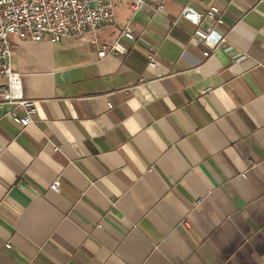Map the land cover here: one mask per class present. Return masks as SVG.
<instances>
[{"label": "crops", "instance_id": "1", "mask_svg": "<svg viewBox=\"0 0 264 264\" xmlns=\"http://www.w3.org/2000/svg\"><path fill=\"white\" fill-rule=\"evenodd\" d=\"M211 2L116 0L96 43L9 37L36 115L0 105V264H264V0L216 1L209 49L179 14Z\"/></svg>", "mask_w": 264, "mask_h": 264}, {"label": "built area", "instance_id": "2", "mask_svg": "<svg viewBox=\"0 0 264 264\" xmlns=\"http://www.w3.org/2000/svg\"><path fill=\"white\" fill-rule=\"evenodd\" d=\"M116 0H0V78L5 84H0V105L7 103L12 106L9 116L11 120L26 128L30 126L36 115L35 103L26 99L19 92L20 77L12 70L11 53L14 44L9 37H15L18 42L32 43L49 42L64 44L78 38L92 34L91 41L96 43V32L107 30L115 24ZM145 0H130L129 7L132 15L140 10ZM212 0L203 13L186 4L180 11V18L195 27L190 40L196 44H203L213 49L221 42V34L215 26L223 23V9ZM163 7L157 8L160 14ZM206 22L208 26L203 28ZM176 21L170 27L176 26ZM124 38L135 41L130 20L124 25L118 36L109 44L102 45L97 51L99 58L106 56H124L127 48L119 40ZM155 51V46H149ZM153 55H149L150 64L154 65ZM22 109L19 114L17 109ZM59 179L56 178L49 185V190L59 191ZM10 248V245H5Z\"/></svg>", "mask_w": 264, "mask_h": 264}, {"label": "rangeland", "instance_id": "3", "mask_svg": "<svg viewBox=\"0 0 264 264\" xmlns=\"http://www.w3.org/2000/svg\"><path fill=\"white\" fill-rule=\"evenodd\" d=\"M114 12H115V23H116V21H117V19H118V11H117V10H114ZM114 25H115V24H114ZM114 25H113V26H114ZM99 32H100V31H97L96 34H95L97 38L99 37ZM89 35L92 36V34H89Z\"/></svg>", "mask_w": 264, "mask_h": 264}]
</instances>
